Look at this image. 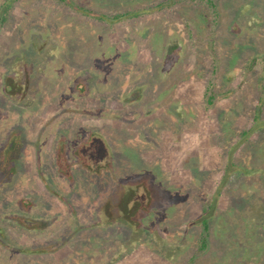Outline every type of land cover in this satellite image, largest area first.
Instances as JSON below:
<instances>
[{
  "label": "rangeland",
  "instance_id": "1",
  "mask_svg": "<svg viewBox=\"0 0 264 264\" xmlns=\"http://www.w3.org/2000/svg\"><path fill=\"white\" fill-rule=\"evenodd\" d=\"M4 17L0 150L21 146L0 264H264V0H0Z\"/></svg>",
  "mask_w": 264,
  "mask_h": 264
},
{
  "label": "flooded vegetation",
  "instance_id": "2",
  "mask_svg": "<svg viewBox=\"0 0 264 264\" xmlns=\"http://www.w3.org/2000/svg\"><path fill=\"white\" fill-rule=\"evenodd\" d=\"M7 81L8 82L6 83L5 89H6V91H9L11 89V91H13L12 94L14 92L23 91L24 89L25 90H28V87L27 86H25V85L24 86L23 85L20 86L19 84H17L16 82H14L12 78H8ZM20 146H21V142H20V132H18L17 134H13L12 136H10L9 138H7L6 140L3 141L2 148H1L0 151H2V153H4V155L7 153V162H8V160L10 159L9 156H10L11 151L13 149L18 148V151H16L17 152V155H18ZM14 154H16V153H14ZM0 157H1V155H0ZM4 158H2V160H4ZM131 199L132 198H129L128 201H130ZM128 201H126L124 203L125 208L130 203ZM132 202H133L132 206H134V207L135 206H137V207H140L141 206V204H140V202L138 200H134L133 199ZM126 211H129V210H126Z\"/></svg>",
  "mask_w": 264,
  "mask_h": 264
},
{
  "label": "trees",
  "instance_id": "3",
  "mask_svg": "<svg viewBox=\"0 0 264 264\" xmlns=\"http://www.w3.org/2000/svg\"><path fill=\"white\" fill-rule=\"evenodd\" d=\"M60 1H62V2H64L65 0H60ZM6 21H7V19H6V17H4V18H1L0 19V23L2 24V25H4L5 23H6ZM15 151H18V148H16V149H13L12 151H11V153H13V152H15ZM0 155H1V157H0V172H2V174L1 175H5V176H9V172H8V170H9V160H8V165L6 166V167H4V165H3V160H2V158H3V156H4V153H2V151L0 152ZM15 155V154H14ZM16 155H17V153H16ZM6 171V172H5ZM11 172V171H10ZM204 228H205V231L207 230V222H204ZM206 248V243H205V237L204 236H202V238H201V241H200V245H199V249H198V252H196V255L197 254H199V253H201L204 249Z\"/></svg>",
  "mask_w": 264,
  "mask_h": 264
}]
</instances>
